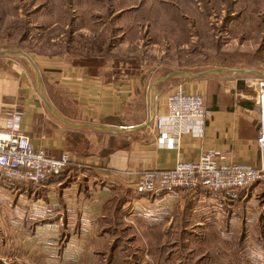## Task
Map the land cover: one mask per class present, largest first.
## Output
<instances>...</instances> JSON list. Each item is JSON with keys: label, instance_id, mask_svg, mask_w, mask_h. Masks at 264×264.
<instances>
[{"label": "crops", "instance_id": "0c3cea01", "mask_svg": "<svg viewBox=\"0 0 264 264\" xmlns=\"http://www.w3.org/2000/svg\"><path fill=\"white\" fill-rule=\"evenodd\" d=\"M127 1L114 0L111 18H103L102 9L95 5L92 18L78 15L71 17V22L98 26L99 30L109 24L117 29L149 23L150 18L133 21L135 13L149 9L187 11L197 10L204 1L209 5L208 0ZM87 4L80 2L73 10H82ZM180 17L191 18L187 12ZM50 19V26L65 23ZM187 24L191 22L187 20ZM31 58L41 74L42 88L41 82L33 83L25 68L0 54V126L9 113L21 111V128L32 144L52 156L68 151L71 163L59 176L38 186L0 178V264H64L69 252L79 257L90 246L106 247L110 240L114 242L116 237H105L112 228L127 231L131 238L124 242L125 249L131 251L135 246L144 260L147 249L163 246L169 226H180L184 221V229H193L212 219L222 222L216 232L223 228L226 234L228 221L237 223L231 220L236 219L237 203L245 205L249 218L254 214L258 186L216 193L180 189L164 200V210L147 215H126V211L141 196L134 183L142 170L171 168L179 160L198 158L202 152H209L218 163L260 165L254 86L264 77L263 70L241 69L240 85L235 74L227 70L236 71L224 67L176 66L174 62L125 66L119 71L112 58L104 65L74 62L68 53L31 54ZM177 87L202 94L211 116L179 125L166 120L164 129L176 131L179 138L175 147L161 148L156 144L153 117L166 115L167 96ZM67 104L75 110L69 111ZM80 140L86 142L85 150L79 148ZM118 190L127 194L111 208ZM120 212L124 226L120 222V227L109 225L117 223ZM110 218L112 221L105 224Z\"/></svg>", "mask_w": 264, "mask_h": 264}, {"label": "rangeland", "instance_id": "374dc122", "mask_svg": "<svg viewBox=\"0 0 264 264\" xmlns=\"http://www.w3.org/2000/svg\"><path fill=\"white\" fill-rule=\"evenodd\" d=\"M85 1L88 4L84 9L73 10L74 5ZM130 2L134 1L126 3ZM113 3L114 0H0V54L8 55L25 68L34 84L39 80L38 70L30 61H33L31 54L68 53L74 62L93 65H104L112 58L119 71L125 66L129 69L142 64L159 66L174 62L176 66L224 67L236 71L227 70L235 74L240 85L241 69L264 71V0H208V6L204 1L197 10L187 11L149 9L133 15V21L150 18L149 23L117 29L109 24L99 30L98 26L82 27L71 22V17L75 19L78 15L92 18L95 5L102 9L103 18H111L110 13L115 10ZM182 12L191 16L186 17L191 24L180 17ZM50 18L65 23L50 26ZM195 22L198 24L194 25ZM38 84L42 88V81ZM46 88L52 92L47 84ZM67 108L75 110L72 104H67ZM52 112L59 115L55 110ZM85 143L79 141L81 150H85ZM253 186L259 187L254 197V214L249 218L245 205L237 203L236 219L231 218L237 223L231 225L228 221L230 232L226 234L223 228L216 232L217 226L222 227V222L216 220H205L206 224L193 229H184L186 225L182 221L180 226L172 225V229L169 226L163 246L147 249L143 253L146 258L141 260L135 246L131 251L125 249L124 242L131 238L129 233L112 228L107 229L109 233L105 237H116L114 242L110 240L106 247L90 246L79 257L69 252L64 264H264V185ZM126 194L118 190L111 208ZM142 199L147 200L145 196ZM129 212L128 208L126 215ZM117 215V223L109 224L110 218L105 224L120 222L123 227L121 212Z\"/></svg>", "mask_w": 264, "mask_h": 264}, {"label": "built area", "instance_id": "2783aa9c", "mask_svg": "<svg viewBox=\"0 0 264 264\" xmlns=\"http://www.w3.org/2000/svg\"><path fill=\"white\" fill-rule=\"evenodd\" d=\"M254 102L258 107L256 143L261 155L259 166L218 163L209 152H202L198 158L179 160L171 168L142 170L134 183V190L141 196L131 202L129 211L147 215L164 210L167 207L164 200H170L180 189L192 193L201 190L216 193L264 185V77L256 80ZM21 116V111H12L6 123L0 126V178L38 186L59 176L71 163V157L68 151L52 156L45 149L36 148L21 128ZM210 116L211 110L202 94L177 87L167 96L166 115L153 117L157 146L167 148L177 144L179 135L176 131L164 129L166 120L179 125L186 120H205Z\"/></svg>", "mask_w": 264, "mask_h": 264}, {"label": "water", "instance_id": "95a60500", "mask_svg": "<svg viewBox=\"0 0 264 264\" xmlns=\"http://www.w3.org/2000/svg\"><path fill=\"white\" fill-rule=\"evenodd\" d=\"M20 53H21V51H20ZM31 62H32V64L34 65V67L38 70V68H37V66L35 65V63L32 61V60H30ZM241 71V70H240ZM38 80H39V82H41V74H40V72H39V70H38ZM46 103H47V105L49 106V108H51L53 111H54V109L50 106V104L46 101ZM61 118V117H60ZM62 119V118H61ZM63 120V119H62ZM63 121H65V120H63ZM68 125H73L72 123H69V122H67V121H65Z\"/></svg>", "mask_w": 264, "mask_h": 264}]
</instances>
